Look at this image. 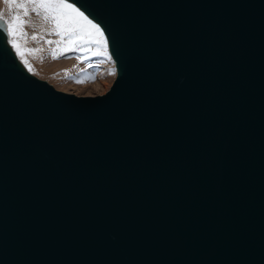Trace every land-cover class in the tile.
<instances>
[{
  "label": "water",
  "instance_id": "95a60500",
  "mask_svg": "<svg viewBox=\"0 0 264 264\" xmlns=\"http://www.w3.org/2000/svg\"><path fill=\"white\" fill-rule=\"evenodd\" d=\"M109 88L63 91L0 27V264H264V0H71Z\"/></svg>",
  "mask_w": 264,
  "mask_h": 264
},
{
  "label": "snow or ice",
  "instance_id": "6c2138e0",
  "mask_svg": "<svg viewBox=\"0 0 264 264\" xmlns=\"http://www.w3.org/2000/svg\"><path fill=\"white\" fill-rule=\"evenodd\" d=\"M4 4L12 12L9 17L0 10V27L6 29V35L10 37L9 43L20 56L29 72H33V67L29 64L24 55L18 37H27L25 26L29 23L26 17L31 13L42 15L45 22H50L52 28L50 34L59 37V40H47L48 44H56L57 49L52 52L53 59H58L67 52L91 53L92 56L112 57L108 50V39L100 24L86 15L74 3L69 0H3ZM31 5V8L29 7ZM37 36L33 34L32 39ZM24 52H35L38 49H24ZM87 59V55L83 57ZM115 68L109 74H115ZM97 77L93 76L92 79ZM77 82L83 83V80Z\"/></svg>",
  "mask_w": 264,
  "mask_h": 264
},
{
  "label": "rangeland",
  "instance_id": "374dc122",
  "mask_svg": "<svg viewBox=\"0 0 264 264\" xmlns=\"http://www.w3.org/2000/svg\"><path fill=\"white\" fill-rule=\"evenodd\" d=\"M69 2L74 3L71 0ZM76 6L79 7L78 5ZM29 7L31 8V5ZM0 10L9 18L12 15L3 0H0ZM85 14L88 15L86 12ZM89 17L92 18L90 15ZM25 19L29 21L25 26L28 35L27 37H18V42L24 59H27L33 67V72L31 73L47 80L57 89L76 94L94 95L103 93L109 88L116 76V71L114 75L109 74L111 69L115 68L116 70L115 61L111 54L112 59L107 60L106 57L92 56L90 52L73 51L65 53L58 59H53L52 52L57 49V45H50L47 40H59V37L50 34L52 24L45 22L42 15H36L35 13H31ZM94 21L98 23L95 19ZM3 30L7 44L12 48L20 64L27 70L20 56L17 55L15 49L9 43L11 38L6 35V29L3 28ZM33 34L37 36L35 40L32 39ZM24 49H38V51L24 52ZM85 55H87V59L83 58ZM93 76L97 78L92 79ZM78 80H83V83L77 82Z\"/></svg>",
  "mask_w": 264,
  "mask_h": 264
},
{
  "label": "bare ground",
  "instance_id": "6f19581e",
  "mask_svg": "<svg viewBox=\"0 0 264 264\" xmlns=\"http://www.w3.org/2000/svg\"><path fill=\"white\" fill-rule=\"evenodd\" d=\"M83 10V9H82Z\"/></svg>",
  "mask_w": 264,
  "mask_h": 264
}]
</instances>
